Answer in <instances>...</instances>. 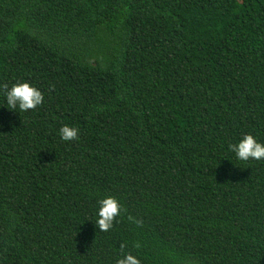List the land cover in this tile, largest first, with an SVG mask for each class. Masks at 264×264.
I'll use <instances>...</instances> for the list:
<instances>
[{"label":"trees","instance_id":"16d2710c","mask_svg":"<svg viewBox=\"0 0 264 264\" xmlns=\"http://www.w3.org/2000/svg\"><path fill=\"white\" fill-rule=\"evenodd\" d=\"M22 81L28 112L3 103ZM246 133L264 0H0V264H264V161L227 151Z\"/></svg>","mask_w":264,"mask_h":264},{"label":"clouds","instance_id":"9594fccd","mask_svg":"<svg viewBox=\"0 0 264 264\" xmlns=\"http://www.w3.org/2000/svg\"><path fill=\"white\" fill-rule=\"evenodd\" d=\"M3 103L8 109L20 112H28L44 102V93L34 85L26 81L12 83L11 87L4 85ZM17 112V111H16ZM79 128L73 125L64 124L60 127L58 135L62 141L72 142L79 139ZM227 151L232 153L237 161L248 164L251 161H264V141L252 133L243 134L234 143L227 145ZM95 226L101 232H108L113 229L117 218L123 213V206L113 196L99 198L94 208ZM127 245L121 244V250ZM138 248L139 244L133 245ZM116 264H140L138 256L125 252L122 258L116 260Z\"/></svg>","mask_w":264,"mask_h":264}]
</instances>
